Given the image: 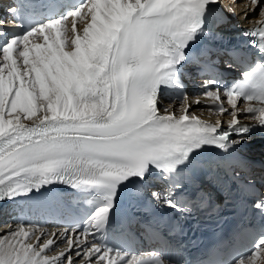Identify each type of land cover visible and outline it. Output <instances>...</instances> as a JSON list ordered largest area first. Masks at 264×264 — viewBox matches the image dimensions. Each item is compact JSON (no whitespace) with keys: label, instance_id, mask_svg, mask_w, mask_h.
Wrapping results in <instances>:
<instances>
[{"label":"bare ground","instance_id":"obj_1","mask_svg":"<svg viewBox=\"0 0 264 264\" xmlns=\"http://www.w3.org/2000/svg\"><path fill=\"white\" fill-rule=\"evenodd\" d=\"M145 2L93 0L87 6L90 14L82 19L78 32L70 27L62 47L54 43L52 48L36 50L30 58L0 56L3 60L0 147L4 146L0 150V166L21 161L52 144L121 142L156 119L177 121L202 115L216 122L221 119L205 108L202 97H190L179 103L161 95L145 110L139 122L112 131L90 132L107 129L130 114L119 108L114 95L117 48L112 38L121 18ZM226 3L233 5L243 19L244 4H232L228 0ZM98 95H103V99L95 98ZM11 202L10 198L6 204ZM3 208L0 206V264H121V261L132 264L135 261L113 254L107 259L86 235L75 240L66 230L53 234L48 229L18 228L15 224L4 227Z\"/></svg>","mask_w":264,"mask_h":264},{"label":"rangeland","instance_id":"obj_2","mask_svg":"<svg viewBox=\"0 0 264 264\" xmlns=\"http://www.w3.org/2000/svg\"><path fill=\"white\" fill-rule=\"evenodd\" d=\"M101 100V99H100Z\"/></svg>","mask_w":264,"mask_h":264}]
</instances>
